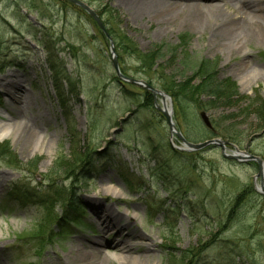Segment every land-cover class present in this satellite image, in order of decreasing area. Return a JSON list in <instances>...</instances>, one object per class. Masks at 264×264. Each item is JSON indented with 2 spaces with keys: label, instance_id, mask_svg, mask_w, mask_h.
<instances>
[{
  "label": "rangeland",
  "instance_id": "obj_1",
  "mask_svg": "<svg viewBox=\"0 0 264 264\" xmlns=\"http://www.w3.org/2000/svg\"><path fill=\"white\" fill-rule=\"evenodd\" d=\"M79 1L99 14L107 35L125 47L114 46V56L128 78L150 79L126 47L141 55L159 52L162 58L150 73L160 91L159 74L176 81L192 75V68H183L186 59L214 63L217 81L236 87L235 102L221 101L205 112L178 108L165 93L175 131L192 144L223 141L203 133L213 131L209 120L215 117L227 124L219 122L222 130L237 137L239 144H229L264 162V43L253 41L241 53L211 48L208 34L190 27L157 33L155 22L136 20L119 0ZM241 61L247 69L237 66ZM4 77L19 87L0 83V124L12 126L0 145H8L17 163L0 159V264H76L73 249L87 246L90 253L92 235L110 259L106 264H264V196L254 190L257 166L224 160L216 147L190 152L196 154L184 164L183 146L144 90L121 86L107 41L85 14L61 0H0ZM68 81L77 97L62 107L53 83L67 90ZM155 102L161 109L160 100ZM25 126L38 133L27 145L18 143ZM168 141L178 157L167 152ZM90 152L88 163L76 162L68 171L72 156ZM61 159L66 170L55 174L54 163ZM13 185L29 195L7 196ZM51 185L68 194L74 189L77 209L64 225L57 222L66 201L47 203ZM251 185L254 192L241 193ZM87 199L122 215L125 232L114 234L121 228L116 223L101 227ZM121 242L132 245L128 253L110 248Z\"/></svg>",
  "mask_w": 264,
  "mask_h": 264
},
{
  "label": "bare ground",
  "instance_id": "obj_2",
  "mask_svg": "<svg viewBox=\"0 0 264 264\" xmlns=\"http://www.w3.org/2000/svg\"><path fill=\"white\" fill-rule=\"evenodd\" d=\"M128 11H134L133 16L137 19H148L155 22L157 33H166L169 28L190 27L197 34H208V45L211 48L228 50L229 52L241 53L245 45L253 41L264 43V0H119ZM113 42V41H112ZM237 66L247 69L248 64L241 61ZM239 76L240 74H235ZM7 77L0 79L5 82ZM241 79V77H240ZM5 83H10L6 81ZM19 87L15 83L10 86ZM166 104L167 112L169 105ZM172 111V109H171ZM10 128L0 124V141L10 138ZM37 132L23 127L18 143L27 145L32 138H37ZM116 193V189L112 190ZM91 207L97 212L101 226L108 227L113 223L120 225L115 234L125 232L127 224L121 225L124 219L121 215H114L110 207L103 209L96 200L87 199ZM126 235V234H124ZM108 247V246H107ZM132 245L121 242L111 245V249H117L121 253H128ZM86 247H75L72 251V260L76 264L86 262L94 264H106L109 257L102 254L98 248L92 253L84 251ZM132 260L133 257H127Z\"/></svg>",
  "mask_w": 264,
  "mask_h": 264
},
{
  "label": "trees",
  "instance_id": "obj_3",
  "mask_svg": "<svg viewBox=\"0 0 264 264\" xmlns=\"http://www.w3.org/2000/svg\"><path fill=\"white\" fill-rule=\"evenodd\" d=\"M62 3L68 4V3L63 2V1H62ZM74 8H76V7H74ZM76 9L79 13L81 12V13L85 14L82 10H80L78 8H76ZM85 16H87V15L85 14ZM98 16H99V14H98ZM89 19L92 21L91 18H89ZM93 24H94V22H93ZM108 33H110V32H108ZM38 42L42 45L43 50L48 52V48L46 47V45H44V42H42V41H38ZM113 42H114V46H116V47L118 46V47H120V49L125 48L123 45L118 43V40L113 39ZM125 50L139 64V69L141 70L142 73H144V77L150 78L146 82L155 87V85H154V83H152V81H155L156 77L152 78L151 76H155V75L150 73V71L153 70V68H155V66L157 65V61H160L162 58L160 56L159 52L150 51V52H148V55H146V54L141 55V54H138L135 49H128L126 47ZM50 57L51 56H48V58H50ZM183 63H184V65H183L184 69L192 68V71H191L192 75H190L189 77H184L180 81H176L172 78L167 80V79L163 78L161 74H159V76H158V78L160 79V83H157V84L160 86V89L163 92H165L166 94H168L171 97L173 104L176 107H178V108L182 107V108H186V109H190V110L199 109V110H203L205 112H208V111L215 110L218 107L217 105L219 103H221V101H223V103L227 102L226 103L227 105L235 102V96L237 94L236 93V87L232 83H228L227 81H225L224 83L217 81L214 63H211L209 61H203V60L198 61L196 63H193V62H191V60L189 58H188V60L186 59V61H183ZM48 64H49L50 69L53 70V76H57V73L55 70V65L52 64L51 58H50V60H48ZM122 74H124V73L122 72ZM124 85H125L124 83H121V86H124ZM53 86L55 88L57 98H59L58 102L62 107H66V105L73 98L77 97V94H75V89H73V86L69 83V81H68V89L67 90L63 89L61 82L58 84L53 83ZM144 93L146 94L147 97H149L150 106L153 107L152 95L149 92H144ZM203 97L206 99L205 101H202ZM143 106H145V104ZM146 106H148V105L146 104ZM147 108H149V106ZM228 118H229V120H231L230 118L234 119L235 115L228 116ZM223 120H225V118H223ZM209 121H210V125H211V128L213 131L211 133H208L207 131H205L203 129L204 130L203 131L204 136H206L207 138L208 137H217L223 141H228V143L239 144V143H236V141L238 139H237V137L236 138L234 137L233 132H228L226 129L225 130L221 129L220 124L221 125L224 124L227 126V124L225 122L221 123L220 120L217 121V119L215 117H212V116H211ZM219 122H220V124H219ZM9 151H10V148L8 147L7 144L0 145V159L6 161L7 165H10V166L17 165V163L15 164L13 162L14 156H11V152H9ZM167 152L170 153L171 155H173L174 157H178V154H176V150L171 146L169 141L167 142ZM92 153L93 152L88 153V155L86 157L74 156V158H75L74 160H73V156H72V159H70L71 163L68 162V165H69L68 171H70V173L73 171V169H74L73 165L76 162L79 164H82L83 162L88 163V161L91 158ZM183 154L184 155H181V156H182V159L184 160V164L189 165V162H190L189 157L193 156L196 153H183ZM73 155H76V154L74 153ZM65 164H66V162L62 159L56 161V163H54V165L55 166L59 165V166H57L58 169L54 168L53 172L56 174V173H60L62 171H65L66 167L61 168V165L64 166ZM64 173L66 174L67 171ZM252 188H253V186L251 185V188L244 189L243 191H241V193H245L248 191L254 192L252 190ZM49 189H50L49 195H46L48 197L47 203L51 202L53 204H59L60 202L66 201L64 203L65 204L64 206H66V208L63 212V215L61 216V219L59 220V222H57L58 225L59 224L64 225L66 223L67 219H71L72 217H74L76 209H77V203L75 202L74 189L73 190L71 189L69 194H68V192H64L63 188L59 187V186L58 187L57 186L52 187V185H51L49 187ZM9 195L18 196L20 199L22 196L23 197L28 196L29 192L28 191L24 192L23 190L18 189L17 186L13 185L10 187V189L8 191L7 196H9ZM231 206H232V204H231ZM69 225H70V223H69ZM69 225H66V226H69Z\"/></svg>",
  "mask_w": 264,
  "mask_h": 264
},
{
  "label": "water",
  "instance_id": "obj_4",
  "mask_svg": "<svg viewBox=\"0 0 264 264\" xmlns=\"http://www.w3.org/2000/svg\"><path fill=\"white\" fill-rule=\"evenodd\" d=\"M64 1L80 8L81 10H83L96 23L98 28L103 33H105V30L103 28L102 23L100 22V20L98 19V17L94 13V11L89 6L80 2L79 0H64ZM106 37L108 38L107 35H106ZM109 45H110V52L112 54L111 55L112 65H113V68L116 71V74L119 77V79H121L122 81L128 82L130 84H133L137 87L145 88L146 90H148L152 94L154 99H156V97L160 98V101L162 104V109H160L158 106H156V109L164 116L165 121H166V123L170 129L171 134L175 135L180 140V142L184 145L186 151H189V152L199 151V150H202L206 147H216V148L220 149L222 157L226 160L235 161L237 163H247V162L256 163L257 164V175L255 176V179H258L259 183L257 186H255L256 187L255 189H256L257 193L264 195V163L262 162V160L260 158H258L256 156H251L245 152H240L234 146H232L233 151H230L227 148V147H230V145L228 143H225V142L220 141L218 139L206 141L202 144H196V145L186 142L185 139L179 133H177L174 129L173 122L171 119V116H172L171 107L172 106H171L170 98H168V96H166L161 91H158V90L152 88L151 86L147 85L144 81L134 80V79H129V78L123 77L121 75L120 71H118L117 62L113 56L114 50H113V44L111 41L109 42ZM166 103L169 105V112H167ZM206 126L208 127L209 125L206 123ZM226 152H228V153H226Z\"/></svg>",
  "mask_w": 264,
  "mask_h": 264
}]
</instances>
